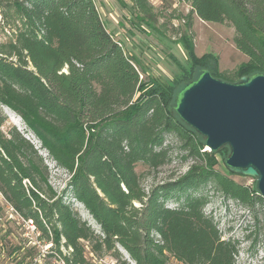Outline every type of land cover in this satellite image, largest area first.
Returning <instances> with one entry per match:
<instances>
[{"label":"trees","instance_id":"16d2710c","mask_svg":"<svg viewBox=\"0 0 264 264\" xmlns=\"http://www.w3.org/2000/svg\"><path fill=\"white\" fill-rule=\"evenodd\" d=\"M128 1L134 21L150 26L165 16L149 0ZM181 1L205 21L233 26V41L248 61L234 73L221 71L217 56L198 57L184 36L187 65L176 59L178 72L164 81L144 76L147 70L109 30L95 0H0V36L8 35L0 42V102L72 174L59 194L38 149L18 130L7 135L0 120V192L50 244L45 264H57L50 257L94 264L93 258L108 255L117 264H170V257L184 264H238V241L222 238L199 190L212 183L248 206L264 198L256 186L233 178L229 147L206 149L205 138L176 108L183 89L205 70L229 82L264 74V0ZM167 134L179 139L183 158L193 163L147 191L136 167L155 170L170 162ZM69 193L99 232L65 200Z\"/></svg>","mask_w":264,"mask_h":264},{"label":"rangeland","instance_id":"374dc122","mask_svg":"<svg viewBox=\"0 0 264 264\" xmlns=\"http://www.w3.org/2000/svg\"><path fill=\"white\" fill-rule=\"evenodd\" d=\"M95 1L109 30L123 43L127 53L137 57L147 70L144 76H156L164 81H170L179 70L176 59L187 65L184 36L193 43L194 52L198 57L208 54L217 56L221 71L234 73L240 64L249 59L238 50L233 41L235 36L233 26L203 20L196 13H192L190 4L184 1L149 0L157 11L165 15L157 21H152L150 26L145 22L133 20L134 9L128 0ZM189 20L190 24H188ZM163 23L165 28L161 26ZM137 26L140 28H136ZM7 39V32L0 36V42ZM6 109L19 124L13 121ZM0 120L1 128L7 135L18 130L34 144L48 165L51 185L61 194L68 185L71 172L55 160L47 148H44L42 141L25 120L1 102ZM166 144L170 149V162L155 170L143 164H138L136 167L147 191L154 185L183 175L193 163L192 159L183 158L185 152L181 149L179 139L173 134L166 135ZM219 158L222 159L221 156ZM219 168L226 171L222 160ZM233 178L246 185L256 186L254 177L236 174ZM199 193L208 197L205 212L213 216L218 223L222 238L238 241L237 263L264 264V200H257L254 205L248 206L238 199L227 197L212 183L203 185ZM65 200L96 231L101 230L81 202L74 199L70 193L66 195ZM167 205L178 207L179 203L168 200ZM39 235L33 222L25 220L15 212L0 192V264H45L44 254L47 253L50 244L39 240ZM35 245L37 248H32ZM122 251L128 257V254ZM89 256L93 258L92 255ZM49 259L53 263L62 264L54 257ZM93 263L117 264V261L108 255L103 258H93ZM169 263L184 264L174 257L169 258Z\"/></svg>","mask_w":264,"mask_h":264},{"label":"water","instance_id":"95a60500","mask_svg":"<svg viewBox=\"0 0 264 264\" xmlns=\"http://www.w3.org/2000/svg\"><path fill=\"white\" fill-rule=\"evenodd\" d=\"M180 117L217 151L228 146V168L256 178L264 198V74L244 75L237 82L205 70L179 96Z\"/></svg>","mask_w":264,"mask_h":264},{"label":"bare ground","instance_id":"6f19581e","mask_svg":"<svg viewBox=\"0 0 264 264\" xmlns=\"http://www.w3.org/2000/svg\"><path fill=\"white\" fill-rule=\"evenodd\" d=\"M6 111L8 112L9 116L13 119V121L16 122L17 124H19L18 121L12 115V113L8 109H6Z\"/></svg>","mask_w":264,"mask_h":264}]
</instances>
